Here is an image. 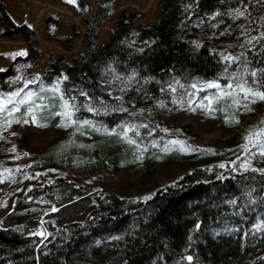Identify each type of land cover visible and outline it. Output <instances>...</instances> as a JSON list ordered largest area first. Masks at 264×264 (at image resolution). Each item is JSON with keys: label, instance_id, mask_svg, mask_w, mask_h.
Wrapping results in <instances>:
<instances>
[{"label": "trees", "instance_id": "1", "mask_svg": "<svg viewBox=\"0 0 264 264\" xmlns=\"http://www.w3.org/2000/svg\"><path fill=\"white\" fill-rule=\"evenodd\" d=\"M59 1L81 17L84 50L41 77L46 117L68 107L76 123L110 130L152 123L199 86L253 83L264 90V0H161L152 25L135 27L141 14L124 11L101 45V26L114 16L117 0H96V12L87 0ZM0 25L5 37L27 43V56L0 71L6 86L42 52L35 32L16 24L1 2ZM75 37L57 41L72 51ZM19 129L24 138L22 124ZM88 132L96 154L125 147L116 137ZM164 159L187 161L179 151ZM71 161L51 153L42 165ZM97 193L94 183L63 178L28 191L25 198L54 209L52 221L44 223L43 210L18 201L6 218L17 224L0 227V264H264V171L197 167L147 200L98 199ZM79 216L86 220L59 228L42 243L44 225L53 230L54 222Z\"/></svg>", "mask_w": 264, "mask_h": 264}, {"label": "rangeland", "instance_id": "2", "mask_svg": "<svg viewBox=\"0 0 264 264\" xmlns=\"http://www.w3.org/2000/svg\"><path fill=\"white\" fill-rule=\"evenodd\" d=\"M87 1L96 12V0ZM160 1L117 0L114 16L101 26L99 45L109 38L116 18L124 11L141 14L135 27L152 25ZM0 2L16 24H26L35 32L42 52L34 66L18 68V76L10 85L0 84V227L17 224L6 218L17 210L18 201L43 210L44 223L52 221L48 214L54 209L50 211L42 200L25 198V194L56 178L94 183L98 199L114 194L147 200L197 167L264 171V90L253 83L199 86L191 90L185 102L166 110L152 123L110 130L76 123L68 107L54 116H44L46 90L39 85L41 77L57 61L72 63L82 54L85 25L73 8L59 0ZM58 37H75L73 50H65ZM26 56L27 43L5 37L0 25V71H7L18 58ZM50 92H58L57 87L51 86ZM20 124L26 131L24 138L19 135ZM88 131L116 137L125 147L112 155L96 154L94 138ZM178 151L187 161L170 164L164 159ZM51 153L57 159L67 156L72 161L59 168L43 167ZM85 220L86 216H79L54 222L53 230L44 225L38 235L46 243L59 228Z\"/></svg>", "mask_w": 264, "mask_h": 264}]
</instances>
